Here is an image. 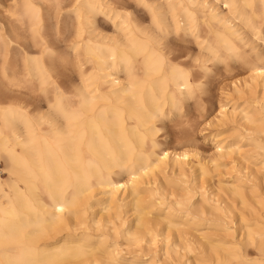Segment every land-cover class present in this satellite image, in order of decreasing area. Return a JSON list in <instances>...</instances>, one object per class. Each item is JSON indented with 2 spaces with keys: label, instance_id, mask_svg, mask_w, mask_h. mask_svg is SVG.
I'll return each mask as SVG.
<instances>
[{
  "label": "bare ground",
  "instance_id": "bare-ground-1",
  "mask_svg": "<svg viewBox=\"0 0 264 264\" xmlns=\"http://www.w3.org/2000/svg\"><path fill=\"white\" fill-rule=\"evenodd\" d=\"M3 1L11 23L7 34L0 32V159L8 177L7 181L0 180V264H121L116 241L119 237L136 247L143 241L151 244L159 235L168 259L171 253L182 260L185 257L182 251L192 250L195 245L214 251V264H264V227L258 220L250 222L244 217L248 215L241 211L247 206L246 192L240 185L220 184L216 192L210 193L212 197L202 193L200 203L195 206L191 204L190 196L178 199L175 208L171 202L173 209L170 211L175 214L172 211L164 214L165 226L160 229L157 228L159 223L148 219L147 208L160 202L144 200L142 194L148 190L141 185L155 184L150 179L152 168L164 165L169 159L166 149L154 150L155 119L164 105H180V96L188 95L192 90L190 70L179 59L176 61L175 57L164 54L162 47L168 46L160 48L157 44L155 48L153 40L138 29L129 12L115 9L112 12L113 18H118V24L113 23L117 36L105 40L83 37L80 19L83 10L85 15L106 16L96 0ZM140 2L145 4L144 0ZM224 3L227 8L234 7L247 21L264 17V0H224ZM159 5L146 6L152 30L176 32L183 24L196 30L205 27L206 30L195 36L201 38L197 43L199 52L204 43L216 52L230 53L236 49L235 34L230 26L220 24L215 14L207 16L205 11L196 12L192 0H161ZM69 8L71 14L63 11ZM65 15L71 17L63 19ZM46 20L50 21V29L57 37L64 33L75 39L71 52L77 62L80 56L86 57L87 68L77 64L78 83L71 81L65 85L60 81L53 61L57 59L59 64H69V55L57 56L45 38ZM211 21L219 28H213ZM119 67L126 73L125 82L117 77L108 78L112 77L111 72L116 74ZM252 68L255 76L264 81V64L256 63ZM11 88L44 95L46 113L43 114V104L39 101L40 104H30L25 98L10 99L5 91H11ZM246 116L245 122L251 125L249 129L254 135L260 134L259 124L252 125L253 120ZM219 150H222L221 146ZM226 154L236 160L240 158L235 144L229 145ZM170 159L173 163L180 161L175 157ZM116 170L126 171L127 180L115 179ZM204 174L203 171L201 175ZM95 187L108 195V202L102 205L100 216L87 221L84 215L86 209L94 208V203L89 200ZM122 189L127 191L131 207L128 211L132 213L130 224L122 214L110 213L116 193ZM235 202L240 203L236 212L232 204ZM173 214H181L186 219L184 222H194L197 226L212 224L225 228L227 224L237 222L239 241L227 244L224 235L218 239L206 238L204 234L190 238L189 232L179 230L184 227L179 226L183 219L177 223L170 219ZM125 224L126 229H121ZM90 229L99 233L95 242L88 233ZM169 229H175L177 233L169 235ZM111 238L114 242L106 245ZM242 245L254 246L256 257L246 258L248 254L244 252V256ZM180 247L186 249L179 250L183 254L178 252ZM136 260L130 257L126 264ZM185 261L183 264H190ZM144 264H153L152 259Z\"/></svg>",
  "mask_w": 264,
  "mask_h": 264
},
{
  "label": "rangeland",
  "instance_id": "rangeland-1",
  "mask_svg": "<svg viewBox=\"0 0 264 264\" xmlns=\"http://www.w3.org/2000/svg\"><path fill=\"white\" fill-rule=\"evenodd\" d=\"M0 1L2 5L0 6V32L5 31L7 34L11 22L6 15L7 6H5V2H2V0ZM96 1H99L98 5L101 4L100 6L107 17L102 14L97 15L96 13L94 15H85V11L83 10V13L80 16L81 23H83V37L88 36L94 40H105L107 38L117 36L113 23L118 24V18H113L114 9L120 10V12L127 11L131 14V18L136 23L138 29L142 30V32L145 33L148 38L153 40L155 48H157V44L160 46V48L165 45L168 46L165 47L166 51L165 48L162 47V51H164V54L169 58L175 57L176 61H178L179 59V62L185 64L184 67L186 69H189L192 75L191 93H189L188 95L183 93L180 96L182 103L178 106L173 107L170 104L164 105L161 114L158 115V117H156L155 119L156 133L154 138L156 141V147L154 148V150L166 149L169 153V159L164 164L165 166L162 164L160 166L158 165L156 167H153L152 169L155 171L152 170V174H149L151 176L150 179L154 180L157 184H154L153 182L152 184H148V186H145L144 184L141 185L142 188L144 187L146 190H148L142 194L144 200L153 203H156L157 201L160 202L159 204L156 203L152 207L147 208L146 211L148 212V219L153 223H159L161 226L158 224L157 228L160 229L165 226L164 214L173 212L172 210L171 212L170 209L176 207L174 203L178 201V199L185 196H190V202L195 206L196 203H200L199 199L202 193L206 194L205 197H212L213 195H210V193H212V191L216 192L217 187L220 184L225 183L237 184L242 187V190L246 192L245 197L247 206H244L241 211L244 215L245 213L248 214L244 217L248 220H251L250 222L258 220V224L264 227V203H262L264 202V195H262L264 194V81L261 78H257L255 76L252 68V65L256 63L264 64V17L259 16V18L254 19L252 22H250L247 21L242 15H240V13L234 7L231 6L230 8H227L224 0H192V2L194 3L193 6H195L194 10L196 12L199 13L205 11L204 13L207 16L209 15V13L215 14L218 19H220V24L230 26L231 31L235 34L234 40L236 49L234 50V52L228 53L222 50L216 52L204 43L203 45H200L203 51H201V53L199 52V46L197 45L198 41H201V38L196 39L195 36L196 34H198V32L201 33L206 30L205 27L199 28L200 30H196L195 28L189 27L188 25H182L181 22L182 27L176 32L168 30L167 33H161L152 30L150 26V13L148 12L146 6L152 8L160 6L159 4L161 0H144L146 5L141 3L140 0H102V2L101 0ZM109 10L111 11L108 13L107 11ZM63 11H69L71 14L70 8L63 9ZM110 14L112 15L110 16ZM93 16L94 19L92 18ZM64 17L63 19H67V17L71 16L65 15ZM84 17L88 19V22ZM49 23L50 21L47 22L46 20L45 38L52 44L57 56L69 55V64H59L57 62V59L53 61V63L57 67V75L60 81L62 83H65V85L70 83L71 81L78 83L79 79L77 75V64H80L82 68H87L88 64L85 61L86 57L80 56L79 61L77 62L75 58L72 57L71 52V46L73 45L72 43L75 42V39H71L69 36H65L63 32H61V34L63 33L62 35L57 37L50 29ZM211 25L215 29L219 28V25H216L214 21H211ZM242 30H244V32ZM235 31H237V33ZM242 32L244 34H242ZM203 35H205V33H203ZM246 54L249 56H247ZM200 59L202 63L200 62ZM111 76L112 77L108 78L111 79L117 77L122 82H125L126 80V73L122 70L121 67H119L116 74L111 72ZM255 79L258 80L256 81ZM11 89V91H5V95L10 99L18 100L20 98H25L30 101V104L40 102L41 104H43V114L46 113L44 107V95L37 96L36 94H34V92H30L24 89L20 90L16 88L17 91L15 88ZM255 112L258 114H256ZM224 114L226 115L224 116ZM244 116L253 120V123H251L252 125L258 126L259 124L258 127H261L260 134L254 135L255 133L251 129H249L251 125L248 124L249 122H245ZM256 122L258 123L256 124ZM231 144H235L236 147L239 148L238 155L240 156V158H238V160H236L237 158L231 157L230 155L229 157L226 154V150ZM220 146L222 147V150H219ZM182 154H185V156H182ZM174 157L178 158V160L180 161H178L177 163H173L172 159L170 158ZM231 160H235L236 162ZM203 171L205 172L204 176L201 175ZM113 177L117 180L119 179V181L121 180L120 182H124V180H127V174L124 170H122V172L116 170V174L113 175ZM7 178V171L5 170L4 162L2 159H0V180L7 181ZM179 178L182 179L179 180ZM206 182H208L207 187H205ZM205 188L208 189L206 190ZM93 191L94 192L91 193V198L89 201L97 205L95 206L94 204H92L95 209L92 207L90 209H86L87 211L86 215H84V218H86L87 221H91L92 219L100 216V209L106 205V202H108V195L106 193H103L101 189L95 187ZM153 192L156 194H154ZM258 192L259 194H257ZM126 193L127 191L124 189L119 190L116 193V201L113 205L115 210L112 207L110 213H113L114 211L115 213H119V215L122 214V218L130 224L132 213L130 214L128 212L130 211L131 207L128 205L129 199ZM119 197L122 200H117L119 199ZM152 197L154 200L152 199ZM94 198L96 200H94ZM171 202L173 208L170 206ZM248 203L252 204L250 205ZM232 204L235 205L233 208H235L234 211L236 212L240 208V203L237 204L235 202ZM251 208L253 209L250 210ZM253 211L255 215L252 214ZM173 213L175 214V212ZM181 214L176 216L174 215L172 216L173 218L170 217V219H172L176 223L180 222V220L183 219V223H179V226L184 227H179V230L182 231L184 229L185 232H189L188 235H190V238L196 237L198 236V234H204L206 238L218 239L224 235L223 238L224 240H226L227 244L231 242L235 244L239 241L240 230L237 227V222L235 225L229 223L225 226V228L217 227L216 225L212 224L197 226L194 222L185 221V223L184 220L186 219H184L183 215ZM160 221H162V223ZM126 224L121 227V229H126ZM224 229L227 231H225ZM169 231L170 232H168V234L171 233L169 235H175L177 233L175 229H169ZM88 233H90V235L93 237V242L98 240V232L90 229ZM229 233L230 235H228ZM160 238V235L157 238L155 237V241H152L151 244L149 243L150 245L146 244L143 241L141 243V246L139 245L140 247H134L135 245H132L130 243L127 244V242H125L122 237H119L116 240L118 242L117 252L119 251L118 254L122 258L118 261L121 264H126V262L130 260V257H133L137 258L138 260H136L133 264H144V261L147 262L148 259H152L153 264H183V261L185 260V263H189L190 261V264H214L215 256L214 254H212L214 253V251L208 249L207 247L205 249V247H198L195 245L192 246V250L187 251H182L186 250L182 249V247H180V249L178 248V252H180L179 250H181L184 253L183 254L182 252H180V254H183L185 256L182 257V260L184 258L183 261L179 260L176 255L175 257L172 256L171 253H169V259L165 258L166 256L164 255V246L163 243L160 242ZM112 239L113 238L109 239L106 245L112 244V242H114V239ZM151 245L152 247H150ZM130 246L133 248H131ZM244 246H246L247 252L244 251ZM134 248L138 251H136ZM144 248L147 252L143 250ZM198 249L203 250L204 253L200 252ZM242 252L243 254L244 252L248 254V256H245V254L244 256L250 259L255 258L257 255L255 247H250V245H248V247L247 245H242ZM138 254H140L139 258L137 257ZM122 259L124 261H122ZM171 260L172 262H169Z\"/></svg>",
  "mask_w": 264,
  "mask_h": 264
}]
</instances>
